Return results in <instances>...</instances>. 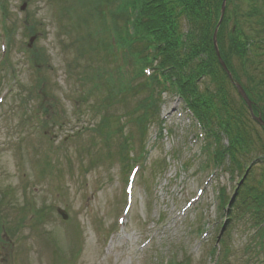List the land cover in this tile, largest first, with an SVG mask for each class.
Masks as SVG:
<instances>
[{
  "label": "rangeland",
  "instance_id": "rangeland-1",
  "mask_svg": "<svg viewBox=\"0 0 264 264\" xmlns=\"http://www.w3.org/2000/svg\"><path fill=\"white\" fill-rule=\"evenodd\" d=\"M108 1L0 0V60L7 57L0 65V264H264L261 224L238 213L229 224L219 207V188L239 200L242 172L209 168L206 137L174 92L162 95L141 138L123 104L108 107L100 125L103 93L93 77L98 67L115 69L99 21L117 0ZM186 29L182 46L170 50L178 66L174 53L189 49ZM114 112L122 113L118 123ZM246 120L264 142L263 126ZM251 151L245 178L262 188L263 150Z\"/></svg>",
  "mask_w": 264,
  "mask_h": 264
},
{
  "label": "trees",
  "instance_id": "trees-1",
  "mask_svg": "<svg viewBox=\"0 0 264 264\" xmlns=\"http://www.w3.org/2000/svg\"><path fill=\"white\" fill-rule=\"evenodd\" d=\"M222 1L117 0L109 13L114 24L111 28L108 12L102 9L99 21L108 35L107 52L113 57L115 69L106 71L98 67L93 82L103 93L104 113L108 107L123 104L128 113L126 120L135 119L140 136L147 131V119L148 123L154 121L162 95L170 91L180 95L206 131V164L234 174L236 171L242 172L244 182L239 181L241 185L237 184L234 192L239 199L237 202L236 198L230 200L219 188L220 210L228 212L229 224L231 216L235 214L236 217L238 213V216H251L253 224L260 225L264 221V187H257L246 180L250 164H242L248 162L253 152L251 150L262 149L264 158V142L258 132H252V126L246 119L250 118L255 123L256 120L252 118L246 102L215 51L213 36L220 19ZM258 2L261 1L227 0L217 40L221 56L234 81L242 84L252 100L255 114H261L264 120V67L259 65L264 58V11L257 5ZM105 3L111 6L108 0ZM105 25L109 26L110 31L106 30ZM182 25L184 29L187 28L183 37L189 49L185 45L183 49L178 48L180 52L177 55L174 53L178 63H181L178 66L173 63L175 59L172 60L170 50L182 46L183 38L179 35ZM111 34L118 49L111 46ZM248 59L254 60L251 62L252 69L246 66ZM99 64L102 65V62ZM170 65L175 68L174 72ZM132 69L135 76L131 73ZM201 79L205 80L204 85H199ZM230 92H235L239 101H233ZM137 98H140L138 102ZM121 112L112 115L117 123L120 122ZM105 115L100 125L104 124ZM214 122L222 131L210 126ZM126 127L122 121L119 133L123 134ZM224 133L229 138L228 145L222 143L220 134ZM128 139L132 141L131 136ZM127 154L121 152V159L125 157L128 160ZM257 233L264 238L262 229Z\"/></svg>",
  "mask_w": 264,
  "mask_h": 264
},
{
  "label": "water",
  "instance_id": "water-1",
  "mask_svg": "<svg viewBox=\"0 0 264 264\" xmlns=\"http://www.w3.org/2000/svg\"><path fill=\"white\" fill-rule=\"evenodd\" d=\"M226 2L227 0H223V3H222V8H221V16H220V19H219V22H218V25L214 31V36H213V39H214V47H215V50H216V53H217V56L220 60V63L222 65V67L225 69V71L227 72L228 76L230 77L231 81L235 84L238 92L240 93V95L243 97V99L245 100V102L247 103L249 109H250V113H251V116L253 119L257 120L262 126H264V120L262 119V115L259 114V115H256L254 113V110H253V106H252V102L251 100L249 99L246 91L244 90L243 86L234 81V78H233V75L232 73L230 72V70L228 69L225 61L222 59V56H221V53H220V50H219V46H218V40H217V34H218V28L220 26V24L222 23V20H223V17H224V14H225V10H226ZM24 8V7H23ZM31 42L33 41V38H31L30 40ZM58 212L61 214V216L64 218V219H67L68 218V214L66 213L65 210L63 209H58Z\"/></svg>",
  "mask_w": 264,
  "mask_h": 264
}]
</instances>
